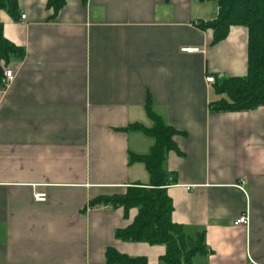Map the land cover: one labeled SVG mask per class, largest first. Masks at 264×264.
Returning a JSON list of instances; mask_svg holds the SVG:
<instances>
[{"label": "crops", "instance_id": "crops-1", "mask_svg": "<svg viewBox=\"0 0 264 264\" xmlns=\"http://www.w3.org/2000/svg\"><path fill=\"white\" fill-rule=\"evenodd\" d=\"M47 2L20 0L17 19L0 11L24 52L0 88V264H107L109 249L159 264L164 245L116 238L137 209L91 207L149 186L130 156L154 141L125 131L153 126L149 102L177 132L163 168L173 223L205 237L192 263L264 264V106L211 112L221 97L207 81L247 76V28L214 44L200 24L218 7L205 0H68L57 15Z\"/></svg>", "mask_w": 264, "mask_h": 264}, {"label": "trees", "instance_id": "trees-1", "mask_svg": "<svg viewBox=\"0 0 264 264\" xmlns=\"http://www.w3.org/2000/svg\"><path fill=\"white\" fill-rule=\"evenodd\" d=\"M20 0H0V11H6L17 19ZM68 0H48L47 8L54 15L65 6ZM86 2L87 0H82ZM214 2L218 7L217 18L201 23L203 30L214 32L213 43L223 41L231 27L242 26L248 30V72L245 78L214 79L213 87L221 99L210 104L211 112L251 111L264 106V0H205ZM24 52L3 35L0 21V88L4 70L13 60H21ZM147 116L153 123L151 128L136 124L129 126L126 132H139L154 141L148 155L132 154L130 164L144 165L150 184L148 188L131 187L126 195L113 198H99L91 202V207L111 205L123 208L125 212L137 209L134 222L126 229L116 232V238L125 242L164 245L166 254L159 264H193V258L206 252L205 237L188 239L182 227L172 221L173 205L167 189L171 185L170 175L163 168L166 155L175 150L174 137L177 132L167 126L161 117L152 110L149 102ZM107 264H148L144 258H129L112 249L107 252Z\"/></svg>", "mask_w": 264, "mask_h": 264}, {"label": "built area", "instance_id": "built-area-1", "mask_svg": "<svg viewBox=\"0 0 264 264\" xmlns=\"http://www.w3.org/2000/svg\"><path fill=\"white\" fill-rule=\"evenodd\" d=\"M22 20H25V16H21ZM187 51V50H186ZM15 74L12 70H10L9 68H6L4 70V77L3 80L1 82V87L2 89H7L9 87V85L11 84V82L14 80ZM207 81L209 83H213L214 79L213 78H208ZM37 202H45L46 201V195L45 194H39L36 195L35 197ZM249 224V218L247 215L241 216L239 217L235 222H234V226L239 227V226H247Z\"/></svg>", "mask_w": 264, "mask_h": 264}, {"label": "rangeland", "instance_id": "rangeland-1", "mask_svg": "<svg viewBox=\"0 0 264 264\" xmlns=\"http://www.w3.org/2000/svg\"><path fill=\"white\" fill-rule=\"evenodd\" d=\"M149 186H147V187H144V188H148Z\"/></svg>", "mask_w": 264, "mask_h": 264}]
</instances>
